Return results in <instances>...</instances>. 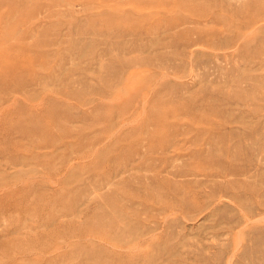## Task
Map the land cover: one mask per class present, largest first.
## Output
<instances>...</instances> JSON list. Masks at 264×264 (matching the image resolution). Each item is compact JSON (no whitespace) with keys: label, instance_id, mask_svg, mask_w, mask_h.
<instances>
[{"label":"rangeland","instance_id":"obj_1","mask_svg":"<svg viewBox=\"0 0 264 264\" xmlns=\"http://www.w3.org/2000/svg\"><path fill=\"white\" fill-rule=\"evenodd\" d=\"M0 264H264V0H0Z\"/></svg>","mask_w":264,"mask_h":264}]
</instances>
